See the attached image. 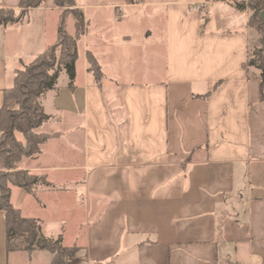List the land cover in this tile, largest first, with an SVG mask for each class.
Here are the masks:
<instances>
[{
	"label": "crops",
	"instance_id": "1",
	"mask_svg": "<svg viewBox=\"0 0 264 264\" xmlns=\"http://www.w3.org/2000/svg\"><path fill=\"white\" fill-rule=\"evenodd\" d=\"M19 1L0 0V9L17 11ZM73 2L63 9L45 0L25 21L0 26L1 108L15 72L56 41L60 18L69 36L71 9L85 24L73 89L66 83L41 98L49 120L38 131L56 137L18 164L58 189L31 196L12 187L14 207L40 220L44 237L56 228L50 233L66 246L79 186L92 222L81 238L74 230L72 264H264V99L244 68L259 42L249 12L229 0ZM86 52L101 67L100 85ZM50 197L58 204L48 219ZM51 259L7 252L0 212V264Z\"/></svg>",
	"mask_w": 264,
	"mask_h": 264
},
{
	"label": "trees",
	"instance_id": "2",
	"mask_svg": "<svg viewBox=\"0 0 264 264\" xmlns=\"http://www.w3.org/2000/svg\"><path fill=\"white\" fill-rule=\"evenodd\" d=\"M211 2L214 0H205ZM239 11L249 12L247 25L259 36V46L250 49L244 68L250 77L259 81L260 99H264V21L260 13L264 11V0H229ZM58 8L74 6L73 0H54ZM45 0H20L18 10L0 9V26L21 23L27 19L28 11L43 7ZM67 12L63 13L64 15ZM74 22V35L69 36L64 27V17L59 21L56 41L46 47L29 64L17 70L10 88L3 93L0 108V158L6 170L0 172V212L5 218L6 251H47L51 264H72L79 247H66L62 237L48 238L41 232L38 219L23 218L19 209L11 202V188L22 189L35 196L38 189L55 190L44 176H35L20 170L21 159H32L42 152V146L56 134L39 132L49 117L41 106L42 96L55 88L61 70L68 76V88L73 89L77 43L84 35V18L78 9L69 12ZM205 19V14H202ZM88 73L96 85H100L102 71L95 57L86 52Z\"/></svg>",
	"mask_w": 264,
	"mask_h": 264
},
{
	"label": "rangeland",
	"instance_id": "3",
	"mask_svg": "<svg viewBox=\"0 0 264 264\" xmlns=\"http://www.w3.org/2000/svg\"><path fill=\"white\" fill-rule=\"evenodd\" d=\"M66 9L68 7H65ZM63 8V9H65ZM207 13L209 14L208 16H211V12L208 10H206ZM64 13L66 11H63ZM67 14V13H66ZM205 14V13H203ZM205 16L207 17V15L205 14ZM217 25V23L215 22H211L207 25L208 29H213L215 26ZM219 25V24H218ZM65 31L69 34H73L72 31H70L69 25L67 26V28L65 29ZM259 46V42H257L255 45H252V47H258ZM68 84V76L65 72V70H61L55 88L53 89L54 91L59 90L60 88H62L64 86V84ZM52 90V91H53ZM74 189H77L78 193H77V199L76 201L73 202L72 204V209L68 208L67 212H66V235H65V245L66 246H71L74 241H75V233L74 230L76 227L80 226V231H79V238L82 237L83 235V228L88 224L92 222V216L91 215H86L85 211H84V202H82L81 196H80V187L78 186H74ZM53 199V198H52ZM47 201V207H48V211L46 212L47 216L46 218L51 219V217L56 215V205L58 204L57 201L51 200V197L48 198ZM56 228H52V229H48L47 231L45 230V233L48 232V235L51 236V238H54V233H50L55 231Z\"/></svg>",
	"mask_w": 264,
	"mask_h": 264
}]
</instances>
